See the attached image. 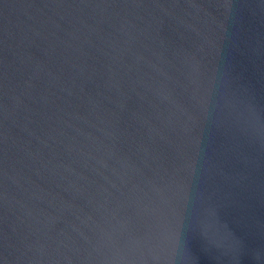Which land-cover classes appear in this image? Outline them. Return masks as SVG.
<instances>
[{
  "label": "water",
  "instance_id": "1",
  "mask_svg": "<svg viewBox=\"0 0 264 264\" xmlns=\"http://www.w3.org/2000/svg\"><path fill=\"white\" fill-rule=\"evenodd\" d=\"M0 264H264V0H0Z\"/></svg>",
  "mask_w": 264,
  "mask_h": 264
}]
</instances>
